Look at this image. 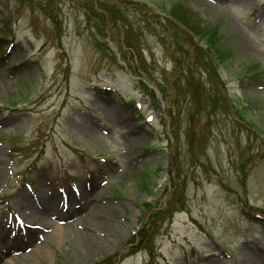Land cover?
I'll return each mask as SVG.
<instances>
[{
    "label": "rangeland",
    "instance_id": "374dc122",
    "mask_svg": "<svg viewBox=\"0 0 264 264\" xmlns=\"http://www.w3.org/2000/svg\"><path fill=\"white\" fill-rule=\"evenodd\" d=\"M174 2L231 49L218 76L239 107L184 135L182 115L179 182L168 109L184 107L164 103L140 62L130 74L123 31L96 29L94 15L119 13L160 81L174 50L152 29ZM81 235L102 245L89 251ZM0 254L17 264H264V0H0Z\"/></svg>",
    "mask_w": 264,
    "mask_h": 264
},
{
    "label": "trees",
    "instance_id": "16d2710c",
    "mask_svg": "<svg viewBox=\"0 0 264 264\" xmlns=\"http://www.w3.org/2000/svg\"><path fill=\"white\" fill-rule=\"evenodd\" d=\"M39 7L45 15H48L47 7L49 8V5L44 7L39 5ZM183 7L180 3H172L169 10L160 15L161 18L157 21V27L152 29L153 31L158 30L162 32L163 35L169 38V42L164 38H159L158 42L162 47L167 48L170 46L174 50L170 57L173 70L169 75L165 72L160 73V81L151 78L149 73H147L143 60L139 58L138 51L140 45L134 43L136 40H131L132 27L128 26L126 28V24L121 23L120 14L113 8L105 7L104 5L98 9L101 14L94 12L98 20L96 29L99 28L101 31L103 29L104 32L105 30L112 31L114 29H117L118 33L123 31V36L126 40L125 49L127 51H124V48L121 47L119 54L121 61L128 68L130 74L139 77L137 65L140 62L142 65L140 69L147 75L154 88L158 90L164 103L170 106L178 105L179 108L184 107L183 110L180 108L175 113H171L168 109V116L172 121L173 127L177 126L174 130V145L170 157L172 159L170 166L178 182L182 168L180 160V124H182V115L186 114L187 118V127L183 132L184 135L192 131L190 130L191 125H195V128L192 127L195 131L200 129L206 130L208 128V123L206 122L216 119L217 116L231 114L230 111H234L233 116L237 117V110L239 109L234 101L227 98L223 90L224 83L218 76V66H224L232 58L233 53L231 49L224 45L222 37H219L216 28L201 27L198 22L199 20L196 19V15L191 10H184ZM145 22L147 27L150 28L151 24L146 20ZM108 24L112 26L109 27ZM157 36L160 37V34H157ZM133 52L137 53L138 60L132 65L131 53ZM251 78L253 81L247 79L250 85H252V82L260 84L261 79ZM139 84L146 90L145 84ZM147 94L153 98L149 91H147ZM172 102L175 103L172 104ZM190 107L194 108L195 115L198 116L195 122L193 121L194 115L189 113L190 109L188 108ZM202 117H205L207 121L201 123ZM249 125L252 127L251 124ZM202 144L203 142L200 137L192 141V146L196 150L201 148ZM172 189H176V186H172ZM167 209L171 210V206L169 207L168 203ZM160 215L164 214L158 213L156 216ZM108 263L109 261H106L104 264Z\"/></svg>",
    "mask_w": 264,
    "mask_h": 264
},
{
    "label": "bare ground",
    "instance_id": "6f19581e",
    "mask_svg": "<svg viewBox=\"0 0 264 264\" xmlns=\"http://www.w3.org/2000/svg\"><path fill=\"white\" fill-rule=\"evenodd\" d=\"M94 213H95V211H91L90 216H92V214L94 215ZM75 223H77L80 226L86 227L88 225V220H83V219L77 220ZM55 228H56L57 232H59L63 235H68V233H69V225H63V226L56 225ZM79 242H80L82 247L87 248V250H89V251L95 250V248H98L102 245L101 242H98L97 240L89 237L88 235L79 236ZM40 253L41 252L39 250H35L33 252L34 255L35 254L41 255ZM0 256H1V254H0ZM18 260L19 259H14V260H11V262H4L5 261L4 258L0 257V263H3V264H17Z\"/></svg>",
    "mask_w": 264,
    "mask_h": 264
}]
</instances>
